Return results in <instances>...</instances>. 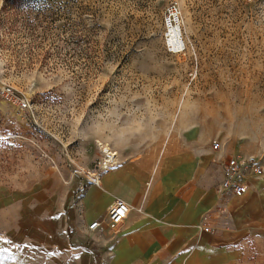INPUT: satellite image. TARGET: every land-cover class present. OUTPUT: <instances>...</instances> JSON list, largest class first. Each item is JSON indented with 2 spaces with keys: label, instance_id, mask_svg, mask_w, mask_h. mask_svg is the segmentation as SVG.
Instances as JSON below:
<instances>
[{
  "label": "rangeland",
  "instance_id": "obj_1",
  "mask_svg": "<svg viewBox=\"0 0 264 264\" xmlns=\"http://www.w3.org/2000/svg\"><path fill=\"white\" fill-rule=\"evenodd\" d=\"M173 1L179 52L163 24ZM99 141L116 164L209 150L212 185L232 150L264 166V0H0V190L22 202L28 191H66L59 182L67 191L93 182L104 169ZM263 253L264 227L255 228V260ZM60 257L0 236V264H65Z\"/></svg>",
  "mask_w": 264,
  "mask_h": 264
},
{
  "label": "crops",
  "instance_id": "obj_2",
  "mask_svg": "<svg viewBox=\"0 0 264 264\" xmlns=\"http://www.w3.org/2000/svg\"><path fill=\"white\" fill-rule=\"evenodd\" d=\"M208 161L209 150L201 156L195 148H171L160 165L116 164L115 156L98 183L80 181L67 191L59 182L66 191L46 189L49 199L28 191L21 202L17 191L2 188L0 236L49 247L65 264H264V253L255 260V228L264 227L261 178L251 177L243 196L221 198L215 186L222 165L212 185ZM83 188L78 197L70 193ZM118 197L131 206L127 218L90 232L88 225Z\"/></svg>",
  "mask_w": 264,
  "mask_h": 264
},
{
  "label": "built area",
  "instance_id": "obj_3",
  "mask_svg": "<svg viewBox=\"0 0 264 264\" xmlns=\"http://www.w3.org/2000/svg\"><path fill=\"white\" fill-rule=\"evenodd\" d=\"M163 24L166 29V44L168 49L173 52L183 50V37L178 36L176 44L170 41L171 34L175 30H179L182 25V10L177 2H170L166 5L163 17ZM3 93L6 95L7 100L13 103L18 102V107L27 109L28 102L19 97L11 88H3ZM214 149L218 150L221 145L219 141L212 143ZM264 166L261 158L253 154H243L239 151L227 154L225 161L222 163V178L215 186V190L219 197L225 194H233L235 196H243L248 191L250 178L263 175ZM93 182L98 183L99 178L95 177ZM131 211V206L122 198H115L108 206L105 215L92 221L88 225L90 232L103 231L107 227H114L124 219L127 218ZM204 220H208L205 217ZM202 228L208 230L209 226L203 224Z\"/></svg>",
  "mask_w": 264,
  "mask_h": 264
},
{
  "label": "bare ground",
  "instance_id": "obj_4",
  "mask_svg": "<svg viewBox=\"0 0 264 264\" xmlns=\"http://www.w3.org/2000/svg\"><path fill=\"white\" fill-rule=\"evenodd\" d=\"M177 31H181V29L175 30L174 32H172L171 38H172L173 34H175V32H177ZM171 38H170V41L173 44H176L178 39L171 40ZM183 44H184V42H183ZM99 143H100L101 151H102L103 156H104V160L102 162V167L105 169L108 167L110 162H113L115 160L116 152H114L112 149H110L108 144L101 142V141H99Z\"/></svg>",
  "mask_w": 264,
  "mask_h": 264
}]
</instances>
